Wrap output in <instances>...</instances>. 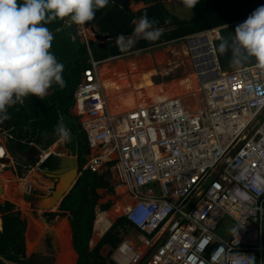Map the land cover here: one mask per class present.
<instances>
[{
	"label": "built area",
	"instance_id": "2783aa9c",
	"mask_svg": "<svg viewBox=\"0 0 264 264\" xmlns=\"http://www.w3.org/2000/svg\"><path fill=\"white\" fill-rule=\"evenodd\" d=\"M88 31L79 29L85 40ZM89 63L74 100L88 145L82 170L115 173L116 190L131 199L123 216L140 242L155 246L147 263L234 264L244 254L264 264V69L252 62L222 71L216 62V74L199 83L197 106L160 92L113 114L102 94L101 61L90 53ZM40 164L22 167L31 196L58 182ZM225 222L238 235H218ZM117 251L128 263L142 258L129 241Z\"/></svg>",
	"mask_w": 264,
	"mask_h": 264
},
{
	"label": "trees",
	"instance_id": "16d2710c",
	"mask_svg": "<svg viewBox=\"0 0 264 264\" xmlns=\"http://www.w3.org/2000/svg\"><path fill=\"white\" fill-rule=\"evenodd\" d=\"M18 2H22V0H18ZM145 3L149 5L132 14L125 12L118 5L112 4L102 16H97L96 24L100 33L109 34L111 37L105 43V47L87 44L85 41H77L72 38L68 26H66L69 17L57 18L44 25L53 34L54 39L50 51L55 55L57 61L64 65L62 78L66 83L64 88L53 83L50 88L51 93L42 99L29 95L24 98L23 104L17 103L8 108L10 118L0 123V134L9 136L8 150L12 154L27 151L34 145H39L43 152H47L59 140L55 129L60 122L64 124L71 136L66 144L74 146L76 144L78 156L88 148L85 132L82 130L78 118L69 114L68 110L74 103L75 91L81 81L83 71L90 66V53L94 59L104 60L213 28L241 23L258 6L264 5V0H199V3L194 7L195 17L190 22L182 21L171 15L159 0H145ZM145 12L149 20L155 21L153 27L160 29L162 35L156 41H148L143 38L135 39L136 43L131 49L121 50L117 44L118 36L121 34L125 37L133 36L135 25L132 21L139 20ZM56 157L57 155L52 153L44 158L40 164L43 170L46 172L53 170L56 165ZM39 159V157L36 158L33 163ZM109 173L111 172L106 171L98 174L90 170H82V174L58 206V211L48 213L52 217V221L60 216H72L76 225L74 247L79 254L77 264H116L111 258L113 251L122 242L121 232L126 233L130 227L125 216L117 217L100 240L91 247V235L96 217L95 208L101 198L98 189L112 190L107 180ZM30 198L28 196V199ZM111 205V201H108L100 205V208L102 211H106ZM10 208L11 206L2 208L5 214L2 217L3 224L2 230H0V264H6L3 260L20 261L25 250L26 223L21 220L19 213L10 211ZM113 218L102 212V219L107 222ZM104 245L110 247V252L106 256L101 254Z\"/></svg>",
	"mask_w": 264,
	"mask_h": 264
},
{
	"label": "crops",
	"instance_id": "0c3cea01",
	"mask_svg": "<svg viewBox=\"0 0 264 264\" xmlns=\"http://www.w3.org/2000/svg\"><path fill=\"white\" fill-rule=\"evenodd\" d=\"M134 2L136 1L133 0L132 7ZM138 3H141L142 6L137 10L133 8L135 12L149 5L145 3V0H140L138 1ZM112 4L114 3H112L109 0V3L105 7L96 10L95 17L102 16L112 6ZM71 23L73 22L70 19H68V21H66V26H69ZM76 26L79 34V29H81L82 25L76 24ZM95 26L99 29L97 24ZM87 28L89 29L88 31L89 37L87 38V40L84 39V36H81L80 34L79 35L81 36V41H86L85 43L91 44L90 40L91 39L95 40L94 37L95 35L91 31L90 27ZM190 36L169 41L160 45L152 46L144 50H138V51L126 53L124 55H117V56L109 57L104 60H100L101 63L98 67V75L103 87L102 94L106 99L107 107L109 111L113 114L126 112L132 109L133 107L138 106L142 102H145L149 98H152L155 94L159 92L170 93L172 95H175L176 93L174 91V87L176 86L169 88V86L167 87L165 85L166 83H164V80L162 83L159 82L156 83L153 81L154 79H152V77H154V75H156L157 73H164V75H167L165 69L167 68L168 65H170L171 62H173L175 58V57L167 56L168 52H173L177 42H179L182 39L188 38ZM211 43L213 44L212 41ZM212 57L215 58L214 55ZM215 60L216 63L217 59L215 58ZM50 93H51V89L48 90V94ZM145 93L148 94V97L145 95ZM142 94L143 96L141 97ZM182 96L184 99L188 98L187 93L182 94ZM68 113L71 114L72 116L77 117L81 124L82 119L76 114L74 103L69 108ZM1 136L2 135H0V230H2V224H3L2 217L5 214L2 208L11 206L9 210L19 213L21 220L25 221L26 223L25 250L23 254L30 256L31 253H33L35 250L36 251L39 250L43 245L42 243L44 242L43 238L45 237V234L48 233L51 234L56 240L57 251L54 253L53 258H55L54 264H57L59 254L62 248V245L60 243V237L64 233H66L65 231L66 227H68L69 229L70 240H71V231L67 221L68 215L63 217L60 216L61 218L58 217L54 221H52V217L49 216L48 213L57 212L58 207L49 210L39 209L42 211L41 212L42 214L38 212V208L35 206L33 200H35V202L41 201L43 203L47 198L51 196L53 190L48 194L45 193H42L41 195L38 194L39 196H31L27 194L29 183H27V181H25L23 178L22 167L24 165L33 164L34 160L38 157L40 159L37 162H41L44 158H46L49 154L52 153L55 155L62 154L65 156L66 155L76 156L79 154L77 150V146L76 144L75 146L67 145L66 142L61 143L59 139L47 152H43L40 149L39 145H34L27 151L16 152L15 154H12L8 150L9 136L7 135H3L2 137ZM79 173L80 175L82 174V169L80 170ZM107 180L109 181L112 190L111 191H108L107 189L106 190L114 194L112 196V200H108L111 201L112 205L106 211H102L100 205L105 204L108 201L102 204L99 202V204L96 206L95 208L96 217L93 223V230L91 235V247H93L100 240L102 235L105 233V231L109 228L110 224L114 220L111 219L109 222H107L105 219H102V212L104 214L107 213L111 217L115 218L118 215V213L120 212L122 213L123 209L129 203H131V199L128 197L127 193L124 190H120L122 191V193L116 190L115 173H109ZM28 196H30L31 198L28 199ZM120 204H124V205L121 206ZM139 234L140 233L137 230L133 229L131 226L128 227L126 233L124 231L121 232L122 242L129 241L133 244H136L139 247L140 251L142 252V258L136 263H128L127 261L122 260L117 249H115L113 251L111 258L116 262V264H148L147 262L149 259L150 251L155 246L150 248L146 244L140 242L138 240ZM71 247L76 255L75 264H77L79 254L77 253L74 247V243L72 242H71ZM103 251H106L107 253L104 255ZM109 252H110V247L104 245L101 249V254L103 256H106L109 254ZM3 261L6 264L19 263V261L18 262H10L8 260H3Z\"/></svg>",
	"mask_w": 264,
	"mask_h": 264
},
{
	"label": "clouds",
	"instance_id": "9594fccd",
	"mask_svg": "<svg viewBox=\"0 0 264 264\" xmlns=\"http://www.w3.org/2000/svg\"><path fill=\"white\" fill-rule=\"evenodd\" d=\"M182 2L192 9L199 0ZM108 3L109 0H0V123L10 118L8 108L23 104L25 97L34 95L42 99L53 83L65 87L64 65L50 51L54 37L44 25L65 17L83 25L93 20L96 10ZM132 23L136 37L156 41L162 35L160 29L153 27L155 21L149 20L146 12ZM135 43L136 40L126 39L123 34L117 38L121 50L131 49ZM229 49L233 65L239 66L254 58L256 66L264 69V5L258 6L235 27L231 41L221 37L219 53L224 54ZM55 131L61 143L71 139L62 122ZM237 229H233L236 234ZM255 260V255L233 257L234 264H255Z\"/></svg>",
	"mask_w": 264,
	"mask_h": 264
},
{
	"label": "water",
	"instance_id": "95a60500",
	"mask_svg": "<svg viewBox=\"0 0 264 264\" xmlns=\"http://www.w3.org/2000/svg\"><path fill=\"white\" fill-rule=\"evenodd\" d=\"M112 3L118 5L121 9L125 12L132 14L134 13V9L132 7L133 0H110ZM162 2V6L173 16L176 18L190 22L195 17L194 8L188 9L186 4L182 2V0H160ZM97 23V17H94L93 20L87 21L84 23L86 27H90L91 31L94 33L95 40L91 39V44H96L98 46L102 45L105 47V43L111 39L109 34L100 33L99 29L95 26ZM69 32L71 36L77 40L81 41V37L77 32L76 23H71L68 26ZM206 39V35H203ZM197 38H202V35H192L190 37L191 42L192 40H196ZM212 47L210 44L203 47L204 51L210 50L209 48ZM195 53V50H193ZM209 53V52H206ZM212 56V54H211ZM198 57H196L197 60ZM200 69V68H199ZM88 151L85 150L83 154L80 156H69V155H62L59 154L56 157V165L53 170L48 172V174L52 177L58 179L57 185H55L53 189V193L49 198H47L42 204L43 209L49 210L52 208H57L65 195L71 190L74 186L75 182L79 178L80 170L86 159L85 154ZM63 217V216H62ZM61 218V217H60ZM59 218V219H60ZM67 221L71 231V242L74 243L76 237V231L74 227V223L72 217L70 215L67 216ZM44 239V246L46 247V251L49 253L54 254L57 251L56 247V240L51 235L46 233ZM19 264V263H17ZM33 264H54V260L51 257L44 258V260H35Z\"/></svg>",
	"mask_w": 264,
	"mask_h": 264
},
{
	"label": "rangeland",
	"instance_id": "374dc122",
	"mask_svg": "<svg viewBox=\"0 0 264 264\" xmlns=\"http://www.w3.org/2000/svg\"><path fill=\"white\" fill-rule=\"evenodd\" d=\"M141 6H142V4L138 3V2H134V4H133V8L135 10H137ZM239 23H236V24H239ZM236 24H231V25L219 28L218 30L220 32V38L217 40L214 39V36H215V33L217 32V29H215L214 31H211V30L208 31L207 30V31L196 34V35H203V34H207V33H212L211 34V35H213L212 36V42H213V48L215 51L214 56L217 59V62L219 63L220 69L222 71L233 70V69L248 65L252 62H255V60L253 58V59H249L248 61L243 62L239 66H235L232 64L231 49H229L224 54L219 53L218 45L221 42V37L231 41V38L234 36V29H235L234 26ZM190 37L182 39L179 42H177V44L175 45L174 51L168 52L167 56H171V57H175V58H174L173 62H171L170 65L167 66L168 69L167 68L165 69L167 75H164V73H157L156 75H154V77H152V79H154L153 81L156 83H158V82L162 83L164 80V83H166L165 85L167 87L169 86V88L176 86V87H174V91L176 93L175 95H182V94H186L189 92H194L196 94V96L194 97V95L190 94L192 96L191 97L188 96L189 98H186V100L191 101L192 103H194L195 106H197V104L199 102V94H198L199 83L201 81H204V80H202V78L199 79L197 77V71L200 69L198 66H195V64L198 63L199 60L197 61L196 58H193L194 53H193V51L190 50V45H191ZM125 38L126 39L132 38L135 40V39H139L142 37H136L135 35H133V36L125 37ZM203 44H206V41L205 42L203 41ZM208 51L209 50L207 49V51H205V52H208ZM196 54H198V53H196ZM201 61H203V60L201 59ZM195 67H197V69ZM162 72H164V71H162ZM168 94H170V93H168ZM145 95H146V93H145ZM0 135H2V134H0ZM118 191H120V190H118ZM98 193L101 195V198L99 200V202L101 204L107 202L108 200H112V196L114 195L113 193L108 192L106 189H99ZM120 193H122V191H120ZM33 202H34L35 206L38 208V212H40V214H42L41 213L42 211L39 210V209H43L42 202L41 201L35 202V200H33ZM120 205L122 206L124 204H120ZM121 214L123 215V212L118 213V215L113 219H116L117 217L122 216ZM233 227L234 226L232 224L225 222L222 226L218 227L215 232L218 235H222L224 233L231 231L233 229ZM106 253H107L106 251H103L104 255Z\"/></svg>",
	"mask_w": 264,
	"mask_h": 264
},
{
	"label": "bare ground",
	"instance_id": "6f19581e",
	"mask_svg": "<svg viewBox=\"0 0 264 264\" xmlns=\"http://www.w3.org/2000/svg\"><path fill=\"white\" fill-rule=\"evenodd\" d=\"M212 33H207L206 39L202 35V38H197L196 40H192L191 45H190V50L193 51L195 50L193 58H197V61L199 60L198 63H194L195 66H198L200 70L197 71V77L202 80H206L216 74V69H214V64H215V58L212 56L214 55L213 50H211V47L209 48L210 51L209 53H206L203 49L204 46L211 44L212 41ZM203 41H206V44H203ZM194 52V51H193ZM198 53V54H196ZM212 54V56H211ZM201 59L203 61H201ZM148 60V59H147ZM146 63V62H145ZM197 69V67H195ZM152 93V92H151ZM160 93V92H159ZM157 93V94H159ZM144 94V93H143ZM141 95V97L143 96ZM155 94V95H157ZM168 94V93H166ZM172 95V94H171ZM146 96L148 97V94L146 93ZM121 106V105H120ZM126 108V107H125ZM66 233H64L60 237V243L62 245L61 252L59 254V258L57 261V264H75L76 262V255L71 247V240H70V233L68 227L65 229ZM59 236V234H58Z\"/></svg>",
	"mask_w": 264,
	"mask_h": 264
},
{
	"label": "flooded vegetation",
	"instance_id": "af4514ba",
	"mask_svg": "<svg viewBox=\"0 0 264 264\" xmlns=\"http://www.w3.org/2000/svg\"><path fill=\"white\" fill-rule=\"evenodd\" d=\"M74 227L76 231V225ZM42 244H44V242ZM53 255L54 254L47 252L46 247L42 245L39 250L37 251L35 250L33 253H31L30 256L23 254V258L19 261V264H33L35 260H44V258H47V257H51L55 261V258H53Z\"/></svg>",
	"mask_w": 264,
	"mask_h": 264
}]
</instances>
